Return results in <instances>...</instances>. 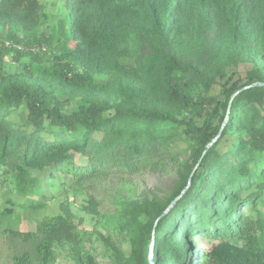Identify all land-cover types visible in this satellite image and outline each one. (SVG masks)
Segmentation results:
<instances>
[{"label": "trees", "instance_id": "trees-1", "mask_svg": "<svg viewBox=\"0 0 264 264\" xmlns=\"http://www.w3.org/2000/svg\"><path fill=\"white\" fill-rule=\"evenodd\" d=\"M66 9L47 24L39 0H0V177L12 194L0 227L16 208L33 218L48 206L34 198L66 178L135 174L168 157L170 194L146 193L104 219L130 244L125 253L103 237L112 263L264 264V0H66ZM51 200L56 214L6 231L11 264H55L65 247L76 264H96L75 211Z\"/></svg>", "mask_w": 264, "mask_h": 264}, {"label": "rangeland", "instance_id": "rangeland-1", "mask_svg": "<svg viewBox=\"0 0 264 264\" xmlns=\"http://www.w3.org/2000/svg\"><path fill=\"white\" fill-rule=\"evenodd\" d=\"M48 16L47 24H55L59 17L66 15V0H39ZM244 72L245 68H240ZM100 80V78H99ZM217 91V88H215ZM97 137H100L99 135ZM179 146L170 149L172 152L179 151ZM184 147L180 144V148ZM180 162L185 159V153L176 155ZM76 165L87 166L88 161L78 157ZM177 165L168 159L154 158L145 160L140 166L138 173L131 174L124 170L112 169L107 175L92 177L83 180L80 184H74L69 178L63 180L66 184L58 189L55 188L51 196L44 199L42 195L35 197V200L48 203L37 215L32 212L16 208L14 213L3 222L0 227V264H11L10 258L13 255L12 243L7 230L15 229L26 231L34 223L48 215L56 214L59 206L53 204L52 197L67 201L70 209L75 211L74 219L79 229L86 230L87 241L84 249L96 261V264H113L111 252L105 246L103 237L109 238L116 246L128 253L130 244L125 233L115 229L111 225H106L105 218L114 217L117 221V213L125 202L140 199L145 196L164 197L170 194L174 181L177 179ZM0 177V211L5 200L12 198L7 184ZM91 202L97 203L100 216L92 214ZM264 211V202L261 205ZM20 224V226H18ZM26 228V229H25ZM204 239L200 243L203 244ZM55 264H76L73 251L69 247L62 249Z\"/></svg>", "mask_w": 264, "mask_h": 264}, {"label": "water", "instance_id": "water-1", "mask_svg": "<svg viewBox=\"0 0 264 264\" xmlns=\"http://www.w3.org/2000/svg\"><path fill=\"white\" fill-rule=\"evenodd\" d=\"M258 84H259V83H258ZM258 84H257V85H258ZM260 84H261V85H264V84H262V83H260ZM230 105H231V103H230ZM230 105H229V106H230ZM221 132H222V130H221ZM220 134H221V133H220ZM218 137H220V135H219ZM217 139H218V138H217ZM217 139H215V140L213 141V143L216 142ZM213 143H211L210 145H208L207 150H208V148H210V147L213 145ZM207 150L203 153L202 158H203L204 155L206 154ZM176 201H177V199H176L175 201H173L172 205H174ZM150 259H152V253L150 254Z\"/></svg>", "mask_w": 264, "mask_h": 264}]
</instances>
